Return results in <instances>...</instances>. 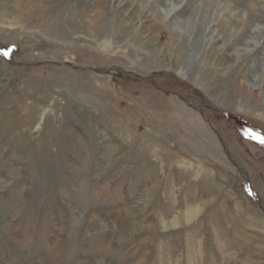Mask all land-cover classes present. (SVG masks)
I'll use <instances>...</instances> for the list:
<instances>
[{"label":"rangeland","instance_id":"rangeland-1","mask_svg":"<svg viewBox=\"0 0 264 264\" xmlns=\"http://www.w3.org/2000/svg\"><path fill=\"white\" fill-rule=\"evenodd\" d=\"M257 26L264 0H0V264H264Z\"/></svg>","mask_w":264,"mask_h":264},{"label":"bare ground","instance_id":"bare-ground-1","mask_svg":"<svg viewBox=\"0 0 264 264\" xmlns=\"http://www.w3.org/2000/svg\"><path fill=\"white\" fill-rule=\"evenodd\" d=\"M252 4V3H251ZM255 6V5H254ZM250 8H251V6H250ZM247 14V13H246ZM237 16V15H236ZM242 16H243V18L245 19V17H246V15H244V14H242ZM237 19V18H236ZM243 20V19H242ZM240 21V20H239ZM242 22V21H241ZM254 33H255V35L256 36H264V26H257V27H255L254 28ZM255 38V37H254ZM252 42H255V44H259L258 43V41H254V40H252ZM247 44H250V42L248 41V43ZM238 86H240V84L238 85ZM242 86V85H241ZM243 89V88H242ZM247 89V88H246ZM250 89V88H249ZM251 89L252 90H256V88L254 87V86H252L251 87ZM255 99H257L258 98V95L257 94H253L252 95ZM189 214V213H188Z\"/></svg>","mask_w":264,"mask_h":264},{"label":"water","instance_id":"water-1","mask_svg":"<svg viewBox=\"0 0 264 264\" xmlns=\"http://www.w3.org/2000/svg\"><path fill=\"white\" fill-rule=\"evenodd\" d=\"M143 79L146 80V81H148L149 83L154 84V81H153V80L147 79V78H145V77H143ZM176 95H177L179 98L183 99V97H182L180 94H176ZM183 100H184V99H183ZM215 132H216V134L218 135L219 139L223 142V138L220 136L219 132H218V131H215ZM223 146H224V148H225V145H223ZM227 156H228V158H229L230 160H232V159H231V156H230L229 153H227ZM234 164H236V163H234Z\"/></svg>","mask_w":264,"mask_h":264}]
</instances>
